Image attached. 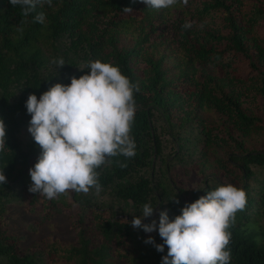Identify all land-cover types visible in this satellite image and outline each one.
I'll list each match as a JSON object with an SVG mask.
<instances>
[{
    "label": "trees",
    "instance_id": "16d2710c",
    "mask_svg": "<svg viewBox=\"0 0 264 264\" xmlns=\"http://www.w3.org/2000/svg\"><path fill=\"white\" fill-rule=\"evenodd\" d=\"M41 11L43 24L33 19ZM186 22L192 27L183 29ZM60 57L59 69L50 61ZM95 60L119 67L139 88L131 132L136 155L99 169V195L122 205L120 218L95 205L94 189L52 200L29 192V169L41 149L33 138L25 145L19 139L31 120L29 95L39 99L57 83L69 85ZM0 118L7 147L0 151L7 179L0 185V264H43L45 255L53 264H161L167 246L160 253L144 242L151 236L163 244L158 230L133 228V216L148 203L154 215L144 224L158 225L161 211L171 221L186 203L226 184L247 194L230 229L231 264H264V0H189L160 11L140 0H53L27 17L0 0ZM166 136L176 148L169 158L163 157ZM190 171L202 177L200 191L178 185L176 175ZM24 193L31 214L48 219L52 210L76 211L73 220L68 216L75 243L21 253L19 237L3 224L5 211L25 202Z\"/></svg>",
    "mask_w": 264,
    "mask_h": 264
},
{
    "label": "clouds",
    "instance_id": "9594fccd",
    "mask_svg": "<svg viewBox=\"0 0 264 264\" xmlns=\"http://www.w3.org/2000/svg\"><path fill=\"white\" fill-rule=\"evenodd\" d=\"M147 8L156 11L177 5L187 6L189 0H140ZM20 6L22 15L29 16L37 7L52 6L53 0H9ZM131 8L123 12L132 13ZM34 22L43 24L46 14L41 11ZM192 27L191 22L182 25ZM22 31V29H18ZM50 63L59 69L65 60L54 58ZM88 74L73 76L69 85L57 83L39 99L30 94L25 107L31 116L28 132L40 147L41 154L29 169L31 185L28 191L49 200L71 192L88 194L95 190L99 195L102 167L110 166L112 158L136 155V143L131 135L137 106L135 93L138 85L122 74L119 67L100 60L87 64ZM6 147V125L0 118V151ZM126 165L121 164V167ZM3 170L0 185L6 184ZM200 191L198 188H193ZM195 202L186 203L181 214L170 221L168 213H159V223L142 221L154 215L151 204H144L142 215L133 216L131 226L145 233L158 230L163 244L154 238L144 242L153 244L157 252L167 255L161 264H231L230 229L236 224V214L247 206V194L232 184L220 185L207 191ZM179 204L177 198L172 200Z\"/></svg>",
    "mask_w": 264,
    "mask_h": 264
},
{
    "label": "rangeland",
    "instance_id": "374dc122",
    "mask_svg": "<svg viewBox=\"0 0 264 264\" xmlns=\"http://www.w3.org/2000/svg\"><path fill=\"white\" fill-rule=\"evenodd\" d=\"M128 41H121V46L128 47ZM168 67H171V63H168ZM156 125H161L160 120L156 122ZM28 127H24L19 135V139L23 145L27 144L29 140L32 138L31 134L28 132ZM160 128L163 130V126ZM163 139V157L169 158L173 155L176 148L167 140V136ZM221 155V153H220ZM210 160H213L211 157ZM158 164L159 161L156 160ZM155 163V164H156ZM176 179L178 181V185L184 187L188 190H192L195 188H200L202 186V177L194 173V171H190L188 173H178L176 175ZM24 201L25 202H17L13 206V209L5 214L6 223L3 224V229L8 228L9 233L14 236L19 237L20 239V248L21 253L26 252H46L48 245L54 241L59 242L62 246L67 247L75 243L76 236L73 227L70 225L69 215H72L71 220H73V215H76V211L65 212L64 210L61 214H58L56 210H52L51 214L48 215V219L44 218V214L41 213L39 215L31 214L29 212V204H28V193H24ZM96 202L95 205L100 206L103 212H106L108 216H113L114 218L122 217L124 211L121 209L122 205L117 203L114 198L108 194L99 195L98 198L93 200ZM28 205V206H27ZM38 211V210H37ZM44 263L43 264H53L55 261H50V256H43ZM112 264H123L121 262H116L113 260Z\"/></svg>",
    "mask_w": 264,
    "mask_h": 264
}]
</instances>
